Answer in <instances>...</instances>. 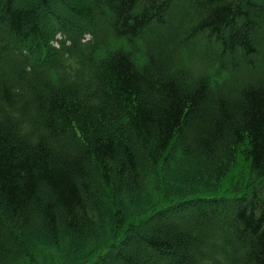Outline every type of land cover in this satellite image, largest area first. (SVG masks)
<instances>
[{"label":"trees","instance_id":"16d2710c","mask_svg":"<svg viewBox=\"0 0 264 264\" xmlns=\"http://www.w3.org/2000/svg\"><path fill=\"white\" fill-rule=\"evenodd\" d=\"M0 264H264V0H0Z\"/></svg>","mask_w":264,"mask_h":264}]
</instances>
